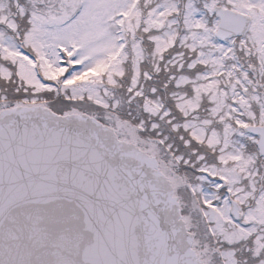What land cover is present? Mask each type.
Masks as SVG:
<instances>
[{
  "label": "snow or ice",
  "instance_id": "6c2138e0",
  "mask_svg": "<svg viewBox=\"0 0 264 264\" xmlns=\"http://www.w3.org/2000/svg\"><path fill=\"white\" fill-rule=\"evenodd\" d=\"M0 264H264V0H0Z\"/></svg>",
  "mask_w": 264,
  "mask_h": 264
}]
</instances>
